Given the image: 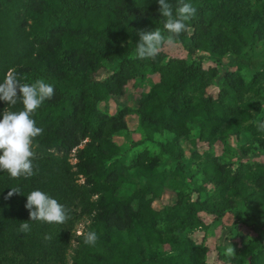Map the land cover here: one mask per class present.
<instances>
[{
  "label": "trees",
  "instance_id": "1",
  "mask_svg": "<svg viewBox=\"0 0 264 264\" xmlns=\"http://www.w3.org/2000/svg\"><path fill=\"white\" fill-rule=\"evenodd\" d=\"M168 2L175 14L178 0ZM185 2L198 6L195 17L187 22L192 33H181L178 42L168 47H181L190 56L201 50L219 61L220 56L240 50L243 35L251 46L255 36L264 32L260 24L252 25L254 17L249 9L230 10L233 19L216 20L213 13L217 6L243 4L244 0ZM146 20L153 30L169 35L158 0H0V82L9 69L15 68L25 78L22 82L43 79L54 85L53 97L32 115L36 126L44 130L33 140L35 174L12 178L7 171H0V264H164L165 254L155 248L167 246L179 258H185L191 246L190 234L207 229L199 213L214 216L215 221L230 214L234 230L242 226L254 233L255 237L247 241L238 234L242 246L234 257L236 264H245L259 254L264 259V237L258 233L264 225L261 167L242 161L233 169L208 154L201 158L194 152L187 161L176 144L160 143L179 178L168 184L196 196L189 201V194L177 192L176 202L161 210L152 207L164 189L162 174L156 172L158 161L137 163L133 172L122 167L116 170L121 151L109 135L124 129V125L102 116L96 103L109 94L119 95L126 82L143 70L156 68V60L136 57L138 33L151 29L144 26ZM221 32L226 39L217 35ZM109 39H128L131 43L127 48L111 47L106 45ZM117 60L121 63L114 76L96 79L95 70H105L106 65L115 68ZM160 74L153 90L143 95L142 120L149 126L148 135L166 132L180 137L186 133V122L195 121L196 107L205 100L206 75L198 64ZM226 78L213 113L232 120L235 148L242 156L247 158L253 152L264 155V132L258 129V123H242L253 116L255 119L256 114H250L248 104L239 110L235 88ZM85 98L88 102L83 104ZM21 110L19 99L15 105L0 101V119L4 111ZM243 133L254 138L253 147L246 145L247 135ZM207 184L213 186V192L202 199L200 193ZM12 188L20 193L9 196ZM34 190L64 205L69 219L63 224L30 221L25 204ZM239 204L241 207L236 208ZM22 222L29 223V232L19 231ZM160 222H164L163 230L157 226ZM80 224L83 230L76 235ZM89 231L98 235L94 246L84 243ZM46 235L51 239L45 240ZM219 248L210 254V264H218L223 258ZM205 252L208 248H202L193 263L202 264Z\"/></svg>",
  "mask_w": 264,
  "mask_h": 264
},
{
  "label": "rangeland",
  "instance_id": "2",
  "mask_svg": "<svg viewBox=\"0 0 264 264\" xmlns=\"http://www.w3.org/2000/svg\"><path fill=\"white\" fill-rule=\"evenodd\" d=\"M217 6L213 14L216 15V20L232 18L228 11L230 10H246L252 13L254 20L252 25L260 24L264 31V0H244L243 4L235 3L234 5L228 3L223 6ZM198 10V6H195ZM151 22L146 20L144 26L150 27ZM240 23V22H239ZM190 25V24H189ZM188 34L191 35L192 29L189 26ZM259 32V31H258ZM220 39H226V34L218 33ZM242 45L240 50L236 48L233 53L226 56H220L219 61L216 58H212L210 53L197 50L192 56L188 55L181 47L170 48L164 47L156 60V68H148L141 72L140 76L135 79H131L122 88V92L119 95H107L102 101L96 103L97 111L108 118V120L116 119L118 123L124 125V129L109 135L110 141L120 148L121 158L119 166L116 170L127 168L129 172L134 171V165L140 162L156 164L158 161L156 172L161 173L163 182L162 195L155 199L152 203V207L156 210H161L166 206L173 205L177 200V192H183L189 194V201H193L196 197L193 193H190L188 189L169 185L173 179L179 180L174 175L175 164L168 161V153L165 148L161 149V145H165L167 142L176 144L184 154V157L188 161L192 153H197L201 158L206 154L215 158L218 163L222 165H230L235 169L238 162L248 161L250 166L254 168H260L264 171V155L242 156L237 147L236 138L233 135V128L231 125L232 120L229 121L226 117H217L213 112L218 107L219 93L226 87V77H229L231 85L235 88L237 93V99L235 102L241 104L239 110L243 108V105H249V112L251 115L256 114L252 118L244 120V125L252 122L254 125L264 119V32L259 33L250 43L246 42L245 35L242 36ZM106 45L111 47L127 48L131 43L130 40L124 42H117L116 40H105ZM88 59L90 57L85 55ZM237 61V62H236ZM240 61V62H238ZM121 61L115 62V68L109 65L105 66V70H95L98 75L96 79L103 81L109 79L117 73V66ZM255 63V65H253ZM200 65L201 71L206 75L205 84L203 85L202 97L204 102L200 103L194 110L196 117L194 122H186L183 129L186 133L177 137L175 134L166 132H155L150 135L147 133L149 126L142 120L141 106L143 101V95L153 90V85H157L160 81V73L164 72H176L180 68H189L194 65ZM97 67V66H96ZM94 72V73H95ZM87 93V89H85ZM234 95V94H233ZM83 104H86L88 100L85 98ZM122 114V115H121ZM121 115V116H120ZM115 121V122H116ZM80 123V122H79ZM81 125V124H80ZM83 127V126H81ZM152 135V136H151ZM247 135L245 139L246 145L253 147L255 144L254 138L249 133H243ZM246 146V147H248ZM163 150V151H162ZM74 153V151H73ZM160 160V161H159ZM71 163H74L71 156ZM189 165V164H186ZM194 166L190 164V167ZM202 177V175H200ZM175 181V180H174ZM190 188L192 184H189ZM205 190L201 191L202 199L213 192V186L205 185ZM199 196V197H200ZM241 205H235L236 208ZM247 210H249L247 208ZM198 217L207 226V229L197 230L190 234V247L186 250L187 254L185 258H179L177 253L170 251L169 247L158 246L155 248L157 252L163 251L165 255L162 256L164 264H195L193 263L196 258L201 254V249H207L201 259L202 264H210L209 256L217 248L220 247V257L218 264H236L233 260L237 254V250L241 249V239L238 238V234L248 239L255 237L253 232H249L248 229H244L242 226L234 230L235 223L230 214H226L221 220H214V216H209L204 213H199ZM157 224L159 229H162V224ZM258 229V228H257ZM83 225H77L76 235L81 234ZM234 232V234H233ZM257 233V232H256ZM258 233L264 237V225L258 230ZM234 235V236H233ZM247 236V237H246ZM232 246L234 248L235 255H226V249ZM207 254V255H206ZM216 255V253L214 254ZM228 257V259H224ZM136 258V257H135ZM138 258V256H137ZM259 254L250 261L247 260L245 264H264V259Z\"/></svg>",
  "mask_w": 264,
  "mask_h": 264
},
{
  "label": "clouds",
  "instance_id": "3",
  "mask_svg": "<svg viewBox=\"0 0 264 264\" xmlns=\"http://www.w3.org/2000/svg\"><path fill=\"white\" fill-rule=\"evenodd\" d=\"M159 12L166 18L164 28L169 35L165 36L160 29L141 31L136 46V57L140 59H155L166 46H173L183 32L189 30L188 21L195 17L197 9L185 0H178L175 14L173 5L168 0H158ZM25 78L17 73L15 68L9 69L3 82H0V101L15 105L19 100L23 110L4 111L0 119V171H7L12 178L21 176L29 178L33 171V140L43 133V128L37 127L32 118L34 112L54 95V85L38 79L34 83L22 82ZM258 129L264 132V122H258ZM20 193L18 188H12L9 196ZM25 208L29 211L30 221H42L49 224H63L69 219L68 209L56 199L40 190H34L27 195ZM20 232L30 231L28 222H22ZM51 236L46 235L45 240ZM98 235L89 231L84 235L86 245H95ZM226 255L233 256L234 248L229 246Z\"/></svg>",
  "mask_w": 264,
  "mask_h": 264
}]
</instances>
